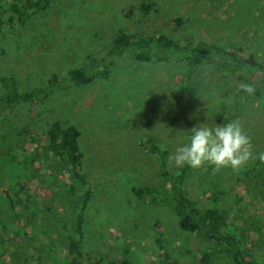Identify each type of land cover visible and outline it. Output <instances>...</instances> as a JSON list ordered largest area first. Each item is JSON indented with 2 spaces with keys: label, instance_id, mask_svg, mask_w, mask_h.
<instances>
[{
  "label": "rangeland",
  "instance_id": "obj_1",
  "mask_svg": "<svg viewBox=\"0 0 264 264\" xmlns=\"http://www.w3.org/2000/svg\"><path fill=\"white\" fill-rule=\"evenodd\" d=\"M140 1L53 0L22 26L3 13L0 77H11L18 92L29 95L49 86L50 73L62 79L79 67L85 54L103 55L118 29L202 39L218 49L251 53L264 65L261 0H151L146 14ZM109 69L105 79L61 85L37 103L0 108V134L17 136L16 154L32 150L29 132L37 135L53 122L79 130L81 172L90 191L82 214L83 253L129 264H159L165 258L196 264L205 255V264H225L221 247L181 230L160 196L133 194L132 188L168 187L154 149L143 144L149 138L166 149L170 168L187 166L181 189L194 206L217 209L255 264H264V102L247 94L234 116L235 100L220 87L236 84L235 75L208 59L193 71L190 90L176 86L184 61L120 58ZM38 163L44 169L33 179L36 202L17 211L41 243L44 259L53 260L67 253L59 225L64 218L52 213L68 201L69 178L53 156ZM4 245L0 240V259L10 255Z\"/></svg>",
  "mask_w": 264,
  "mask_h": 264
},
{
  "label": "trees",
  "instance_id": "obj_2",
  "mask_svg": "<svg viewBox=\"0 0 264 264\" xmlns=\"http://www.w3.org/2000/svg\"><path fill=\"white\" fill-rule=\"evenodd\" d=\"M53 0H8L0 4V22L3 13H8L9 22L20 26L28 20L46 12ZM264 7V0H261ZM151 0H141L139 9L146 14L151 10ZM127 7L126 16L131 12ZM178 23L179 20H174ZM1 26V24H0ZM184 42V44H182ZM120 58H128L134 62L167 61L169 59L184 61L186 69L178 78V89H191L193 71L208 59L235 75L236 84L221 86L222 95L230 94L235 102L232 114L244 108L243 98L249 94L264 102V65L251 53L234 48L218 49L212 42L192 38H175L165 33L154 35L134 34L118 29L109 35L103 55L85 54L79 67L70 68L62 79L54 73L49 74V86L41 87L29 95L18 92L11 77H0L4 91L0 92V108L18 103L33 104L45 99L54 89L61 85L78 86L91 83L94 79H105L109 75L110 65ZM225 115L229 112L225 111ZM227 119L229 117H226ZM19 135V134H17ZM33 148L28 153H15L16 137H2L0 134V240L10 255L0 259V264H129L126 259L93 257L83 253L81 249L82 214L90 198L87 180L81 172L82 153L79 148V130L74 125L61 126L53 122L50 126L33 136L29 132ZM21 136V135H20ZM12 138V139H10ZM15 138V140H14ZM6 139V140H5ZM144 145L152 147L157 155L159 168L168 182L162 191L155 188H132L136 197L156 193L169 207L178 221V227L186 232L213 241L225 252V264H255L249 256L238 236L226 229L224 217L215 208L199 209L194 206L181 189L187 166L172 169L168 165L165 148L143 140ZM190 145H194L193 142ZM53 156L66 169L69 182L67 190L69 198L64 208L55 210L53 218H64L59 221L65 234L67 253L53 260L44 259L41 243L32 238L19 214L18 206H33L37 199V189L33 188V179L44 166L38 163L43 157ZM39 164V165H38ZM4 201V202H3ZM35 201V202H34ZM18 207V208H17ZM37 229V228H36ZM18 233V238L14 239ZM14 235L13 239L10 235ZM36 236V232L34 233ZM13 240V241H12ZM206 256L200 257L196 264H205ZM159 264H183L177 260L165 258Z\"/></svg>",
  "mask_w": 264,
  "mask_h": 264
}]
</instances>
